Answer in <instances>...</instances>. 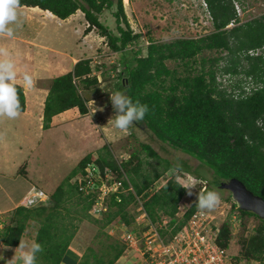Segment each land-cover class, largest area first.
<instances>
[{
	"label": "trees",
	"instance_id": "1",
	"mask_svg": "<svg viewBox=\"0 0 264 264\" xmlns=\"http://www.w3.org/2000/svg\"><path fill=\"white\" fill-rule=\"evenodd\" d=\"M234 1L240 0H204L213 26L211 32L168 42L149 38L146 53L142 55L141 49L129 48L140 34L131 29L122 0H20V6H37L61 19L80 10L88 24L85 31L96 28L109 49L120 54L113 93L120 90L134 102L139 100L148 105L144 120L133 126L149 130L162 143L208 167L212 179L207 180L198 171H192L185 162L175 164L162 159L152 145L145 142L139 143L141 150L146 156L163 161V167L153 175H142L141 160L135 166H127L130 158L117 164L107 146H103V154L95 157L88 153L82 157L46 201L17 206L12 212V224L0 231L3 245L17 246L32 223L34 241L43 248L37 256V264H60L79 221L92 220L103 227L118 219L130 226L135 223L128 210L131 204L141 206L152 224L162 222V217L168 218L158 231L162 237L170 236L198 209L196 199L181 217L177 216L179 202L186 194L176 180L180 171L205 179V187L199 195L209 190L219 192L222 181L235 177L264 199V13L240 22ZM112 7L115 32L100 20L102 12ZM257 49L259 53H249ZM205 51H225L226 54L207 57L202 55ZM167 60L179 62L182 71L168 67ZM93 72L91 59L85 58L78 60L71 71L51 79L43 102V129L50 127L54 115L67 109L76 107L80 114L88 113V100L81 89L98 83ZM219 74L242 75L244 82L252 86L246 87L240 79L241 83L228 90L218 81ZM16 87L21 111H24L23 87L18 84ZM89 163L100 169L110 168L118 178L128 177L122 181L126 194H110L107 210L100 220L92 218L88 212L95 195L84 196L71 182ZM167 172L169 175L159 185H154L153 182ZM228 199L231 200L230 195ZM68 202L75 206L73 210L70 205L67 207ZM235 207L233 202L232 208ZM238 210L242 215H252L259 220L256 234L247 240L243 257L263 261L264 219L253 212ZM229 236L228 223H222L218 244L226 247ZM140 247L143 248L142 243ZM124 248V244L110 243L98 254L89 247L76 264H114Z\"/></svg>",
	"mask_w": 264,
	"mask_h": 264
},
{
	"label": "rangeland",
	"instance_id": "2",
	"mask_svg": "<svg viewBox=\"0 0 264 264\" xmlns=\"http://www.w3.org/2000/svg\"><path fill=\"white\" fill-rule=\"evenodd\" d=\"M122 3L131 29L134 33L140 34L138 40L130 44L129 48L141 49L142 55L146 53V45L149 38L155 41L168 42L179 37H198L213 30L211 17L204 0H122ZM234 6L240 22L250 20L264 13V0L234 1ZM113 10L114 7L110 10H104L100 15V20L115 32L116 24L112 15ZM77 14L82 16V18L84 16L79 10ZM18 16H22V14H18ZM18 23L19 26L15 31L16 36L19 34L25 35L33 31V25L31 26L26 19L18 17ZM84 26H87V22L84 23ZM229 26H232V24ZM50 27L52 29L54 25ZM92 29L94 30L93 38L96 41L94 42V47H91L90 56L92 57L91 60H94L92 63L93 73L97 76L98 83L86 90L81 89L83 96L88 100L89 110L87 114L82 115L77 112L75 117L70 116L72 119L70 121L67 120L66 124L57 122L58 125L51 132H40L39 134L37 118L31 120L30 124L32 123L33 125L30 131H26L25 127L21 126L20 113L14 119L0 115V155L7 157L6 155L10 154V158L17 157L20 160L26 155L28 156L24 158L26 160L24 162H27L28 165L24 163L22 166L21 164L18 173L26 169L31 176L27 175L25 177L14 173L17 175L15 193L23 190L19 188L18 183L25 187V185L33 184V181L36 187L43 189L44 192L51 193L82 157L88 153L94 156L103 154V146H107L113 160L117 164L124 163L130 158V164L127 166H135L141 160L140 173L142 175H153L154 171L162 169L163 161L146 156L145 152L140 148V142L151 144L162 159H168L175 164L185 162L192 171H198L207 180L212 179V173L208 167L199 164L196 159L182 151L162 143L149 130L132 126L128 130L122 131L114 127L115 113L111 104L110 94L113 93L114 83L120 69V54L109 49L106 39H100L97 29ZM46 38L52 39L50 44L55 47L65 45V40L63 41L61 38L52 35L50 29L48 34H46ZM6 39L9 42V39ZM70 43L71 41H69V45H71ZM69 45L63 46L62 49L68 51ZM11 49H13V46L7 47L3 45V49L0 48V56L7 54L15 63L17 56L15 51ZM225 54V51H205L202 55L208 57ZM178 63L171 60L166 61L168 67H175L182 71L183 67ZM240 79H242V84H244L245 79H243L242 75L233 77L218 75V81L222 83V86L227 87L228 90H230L232 85L241 83ZM245 86L250 88L252 85L245 83ZM4 141L7 142L4 144ZM32 141L35 142L36 148L33 152H30L33 149ZM168 175L169 172L165 173L153 182L154 185H159ZM121 178L128 180L126 175ZM142 178L140 176V180ZM0 180L3 182L1 177ZM176 180L180 184L191 183L194 185L193 194L191 196L185 194L179 202L177 216L181 217L184 211L195 202L200 192L203 191L206 181L186 171H180L176 176ZM128 190L131 191V189ZM123 193L126 194L125 191ZM218 193L220 195V203L216 208L207 211L212 216H215L216 222L221 224L233 201L228 199L230 195L228 190L221 189ZM69 205L70 202L67 203V207ZM70 206L71 210L75 208L72 204ZM128 210L135 218V223L130 226L124 225V221L118 219L103 227L101 223L83 219L78 222L77 230L70 243L81 251V256L89 247L101 254L100 250L110 243L124 244V253L114 264H156L151 262V258L147 254L142 255L137 251V248L142 250L140 244L143 242V234L147 230L146 219L140 215L142 212L140 207L131 204ZM100 218H103V214L98 217L99 220ZM5 219L4 225L6 222L7 224L9 223L6 216ZM167 220L168 218L162 217V222H157L154 225L158 228L163 226L165 221L167 223ZM31 225L33 224L30 223L28 225V229L21 239V241L23 240L28 244L30 239H32L33 229L35 230V226ZM228 225L230 236L226 248L232 258V262L234 264H264V256L263 261L243 257L247 240L256 234V228L259 225L258 218L252 215L239 214V220L229 222ZM128 233L136 241L133 247L125 243ZM167 237L168 235L163 238L166 239Z\"/></svg>",
	"mask_w": 264,
	"mask_h": 264
},
{
	"label": "crops",
	"instance_id": "3",
	"mask_svg": "<svg viewBox=\"0 0 264 264\" xmlns=\"http://www.w3.org/2000/svg\"><path fill=\"white\" fill-rule=\"evenodd\" d=\"M19 9L22 10H18V14H22V16L18 17L26 19L31 26L33 25V31L26 33L25 35L17 33L19 34L18 36L15 34L14 37L8 38L9 42L6 39L7 37L0 35V48L3 49V45L7 47L13 46V49L11 50H14L17 56L14 63L17 71L15 83L23 87L25 95V110L20 111L19 115V119L22 121L21 126H24L26 131H30L31 126L33 125L32 123L30 124L31 120L37 118L39 124L38 134L40 132L47 133L51 132V130L58 125L57 122L59 124H66L68 122L67 120L70 121L72 117L76 116L77 112L79 113L76 107L67 109L52 117L51 125L48 129H43L41 127L43 102L47 95L51 79L71 71L74 64L78 60L92 58L90 56L91 47H94V42L96 41V39L94 40L93 38L94 30L90 29L89 31H85L87 26L85 27L84 23L87 21L84 16L82 18V16L77 14L78 10L69 15L67 18L61 19L52 14L50 11L43 10L37 6L31 7L22 5L19 6ZM51 25H54L52 29L50 27ZM49 29L51 30L52 35L61 38L63 41L65 40L64 44L66 46L69 45V41H71L68 51L66 49H62L65 45L62 47H55L50 44L52 39L46 38V34H48ZM98 36L100 39L104 38L100 35ZM93 62L94 60H91V66ZM25 71L33 76L34 85L31 88L23 85L22 77ZM70 116L72 117L70 118ZM6 142L7 141H4V144ZM31 145H33V149H31L30 152H33L36 148V144L32 141ZM6 156L7 157L0 155V177L3 180V182L0 180V218L3 220L4 227L8 224H12L13 210L22 204L23 198L32 192L31 190L33 188L43 191V189L36 187L33 181V184L31 183L30 185H25V187L24 185L18 183L19 188L23 190L19 193H15L17 184L15 183V179L17 175L21 174L25 177L30 175L26 169L23 170V172L18 173L20 165L22 164L23 166L25 163L24 158H26L27 155L24 158L21 157V160L17 157L10 158V154ZM26 164L28 165L27 162L25 165ZM5 179L7 180L5 181ZM44 193L49 197L50 193ZM5 216L7 217L9 223L7 224L6 222L4 225V221H6ZM33 231L32 239H30L29 244L34 241L35 230L33 229ZM23 237L24 235L21 239ZM19 243L17 246H5L0 242V254L3 255V259H0V264H22V261L16 258L19 256L20 252L18 248ZM80 256L81 251L70 243L60 264H76L80 259Z\"/></svg>",
	"mask_w": 264,
	"mask_h": 264
},
{
	"label": "built area",
	"instance_id": "4",
	"mask_svg": "<svg viewBox=\"0 0 264 264\" xmlns=\"http://www.w3.org/2000/svg\"><path fill=\"white\" fill-rule=\"evenodd\" d=\"M260 50H250L257 54ZM96 157V156H95ZM73 179V180H72ZM71 182L75 183L84 196L95 195V201L89 209V214L95 218L107 210V198L112 193L126 192L122 187L123 179L108 167L100 169L96 164H87L82 172L77 173ZM23 200V206H32L46 201L48 196L40 189L33 188ZM141 209V206H139ZM141 216L146 219L147 230L143 234L142 255H148L151 262L156 264H234L226 247L218 244L220 226L222 223H231L239 220L237 207H229L224 220L219 224L207 210L196 209L184 225L174 234L164 239L157 226L152 224L145 212L141 209ZM137 220V218H136ZM166 221L163 225H165ZM0 218V230L3 228ZM161 227V226H160ZM136 239V238H135ZM125 243L133 247V236L128 233Z\"/></svg>",
	"mask_w": 264,
	"mask_h": 264
},
{
	"label": "clouds",
	"instance_id": "5",
	"mask_svg": "<svg viewBox=\"0 0 264 264\" xmlns=\"http://www.w3.org/2000/svg\"><path fill=\"white\" fill-rule=\"evenodd\" d=\"M20 0H0V35L12 38L15 35L18 23V9ZM17 78L16 66L13 60L4 54L0 56V115L10 119L16 118L21 106L15 84ZM23 85L31 88L34 85V79L27 71L23 73ZM110 100L115 113L114 127L125 131L134 124L142 122L148 112V105L139 100L133 101L128 95L120 90L110 94ZM186 190V195L193 194L194 185L181 184ZM220 203V195L216 190H209L197 197V206L200 210H212ZM19 256L16 257L22 261V264H37V256L43 251L42 245L36 241L28 244L20 240ZM0 259L3 255L0 254Z\"/></svg>",
	"mask_w": 264,
	"mask_h": 264
},
{
	"label": "water",
	"instance_id": "6",
	"mask_svg": "<svg viewBox=\"0 0 264 264\" xmlns=\"http://www.w3.org/2000/svg\"><path fill=\"white\" fill-rule=\"evenodd\" d=\"M221 189L229 191L231 200L240 210L250 211L264 219V199L251 192L238 178H230L219 184Z\"/></svg>",
	"mask_w": 264,
	"mask_h": 264
},
{
	"label": "bare ground",
	"instance_id": "7",
	"mask_svg": "<svg viewBox=\"0 0 264 264\" xmlns=\"http://www.w3.org/2000/svg\"><path fill=\"white\" fill-rule=\"evenodd\" d=\"M32 103H33V101H32ZM33 106V105H32ZM34 107V106H33ZM2 154V153H1Z\"/></svg>",
	"mask_w": 264,
	"mask_h": 264
}]
</instances>
